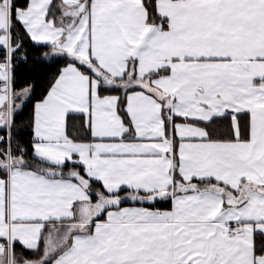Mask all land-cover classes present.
Segmentation results:
<instances>
[{
    "label": "snow or ice",
    "instance_id": "snow-or-ice-1",
    "mask_svg": "<svg viewBox=\"0 0 264 264\" xmlns=\"http://www.w3.org/2000/svg\"><path fill=\"white\" fill-rule=\"evenodd\" d=\"M0 264H264V0H0Z\"/></svg>",
    "mask_w": 264,
    "mask_h": 264
}]
</instances>
